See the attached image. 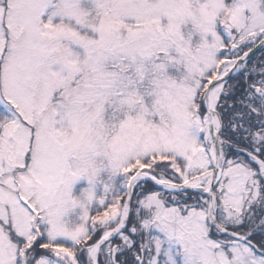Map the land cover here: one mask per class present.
Listing matches in <instances>:
<instances>
[{
	"label": "snow or ice",
	"instance_id": "6c2138e0",
	"mask_svg": "<svg viewBox=\"0 0 264 264\" xmlns=\"http://www.w3.org/2000/svg\"><path fill=\"white\" fill-rule=\"evenodd\" d=\"M0 264H264V0H0Z\"/></svg>",
	"mask_w": 264,
	"mask_h": 264
},
{
	"label": "rangeland",
	"instance_id": "374dc122",
	"mask_svg": "<svg viewBox=\"0 0 264 264\" xmlns=\"http://www.w3.org/2000/svg\"><path fill=\"white\" fill-rule=\"evenodd\" d=\"M82 183V182H81ZM80 185L78 184L77 187H79Z\"/></svg>",
	"mask_w": 264,
	"mask_h": 264
}]
</instances>
